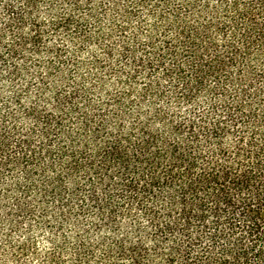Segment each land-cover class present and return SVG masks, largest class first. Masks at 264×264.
I'll return each instance as SVG.
<instances>
[{"label":"trees","instance_id":"trees-1","mask_svg":"<svg viewBox=\"0 0 264 264\" xmlns=\"http://www.w3.org/2000/svg\"><path fill=\"white\" fill-rule=\"evenodd\" d=\"M0 264H264V0H0Z\"/></svg>","mask_w":264,"mask_h":264}]
</instances>
